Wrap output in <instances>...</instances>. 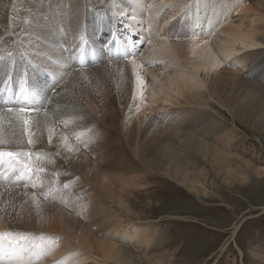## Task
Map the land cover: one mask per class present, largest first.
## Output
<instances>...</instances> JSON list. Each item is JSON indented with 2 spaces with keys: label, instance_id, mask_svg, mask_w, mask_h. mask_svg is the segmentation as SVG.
<instances>
[{
  "label": "rangeland",
  "instance_id": "rangeland-1",
  "mask_svg": "<svg viewBox=\"0 0 264 264\" xmlns=\"http://www.w3.org/2000/svg\"><path fill=\"white\" fill-rule=\"evenodd\" d=\"M246 1L251 9L256 8L255 11L264 13V5L263 9L258 8V0ZM104 2L98 8H104ZM60 3L62 0H42L39 13L34 12L36 9L33 5L25 7L19 2L21 8L18 11L13 12V8L8 11V14L13 12L17 17L13 18L12 24L8 20L3 21L0 27V63L4 62L0 65L5 76H8L7 65L14 53L8 46L13 42L19 46L16 51L21 53H14L15 59H18L13 61L14 64L18 61L21 66H27V69L23 68L26 73L33 66L36 72L41 71L47 79L55 80L57 87L63 91H66L71 80L75 82L82 75L73 61L83 51L80 52L79 44L84 33L82 35L80 32L81 36L78 33L72 35L73 40L76 39L75 44L77 41L79 43L73 48H65L64 52L70 50L68 61L59 59L63 52L60 38L69 36L70 32L64 30L61 35L54 32L55 37L59 36V44L56 43L54 48L42 35L31 34L34 41L40 43L37 45L32 38L27 39V34H22V30H29L32 24L43 29L39 19L42 23L50 19V15L45 14V8L55 7L59 12L62 10L57 9ZM7 7L8 4L5 9ZM5 9H0V12ZM211 11H215V8H211ZM65 12L69 14L68 10ZM59 16L55 17L60 20L57 24H63ZM6 24L8 28L4 26ZM101 40L98 37V41ZM83 48L84 51L88 50V54L93 49L96 61L102 60L100 65L108 63L113 68L123 64L127 66L124 62L127 58H107L105 52L100 53L90 42L85 41ZM239 57V61L228 65L226 71L233 82L246 79L244 75L247 69L244 67L248 59ZM58 60H63L65 65ZM6 80L4 78L1 83H7ZM23 84L18 81L15 91L21 90ZM80 86L77 83L75 98L80 115L62 119L52 127L51 136L44 145V139L33 137L29 145L14 143L12 150H0L30 153V157L22 155L19 158L29 162L32 168L31 173L13 171L6 162L7 157L0 164V187L5 188L4 193L0 194V220L5 223L0 228V264H54L58 257L57 261H61L59 264H64L67 259L70 260L66 264H114L104 258L99 250L100 242H115L117 247L139 256L140 263L134 264H264V125H256L248 118L234 120L227 110L213 105L215 111L211 110L210 113L224 121L225 130L212 143L219 148V152L239 163L227 168L233 173L227 174L225 170L213 167L207 159L192 157L190 170L200 175L199 185L204 189V193L194 194L173 178L150 169L147 165L153 162L151 157L140 161L125 145L121 118L127 113L124 104L119 102L120 96L109 91L108 85L101 84L99 94L90 99ZM124 93L122 99L127 104L131 102V97H128V92ZM237 104L238 101L235 102ZM189 111L187 107L178 109L174 121H186ZM164 125L165 130L161 134V129L156 126L146 128L141 137L143 153L145 148L156 142L157 136H160V142L161 136L170 135L176 144H180L175 132L177 125L172 122ZM54 138L60 139V149L56 145L58 140L55 142ZM16 148L28 150L16 151ZM71 161H75L77 169L69 165ZM185 165L188 168V164ZM233 175L235 180L231 179ZM119 194L124 196L132 212H128L126 203L119 201ZM3 196L6 200H12L10 204ZM87 209L92 210L88 211L89 215L92 213L88 218L83 216ZM74 217L79 222L74 226L76 234L71 232L72 226L65 224L66 220L68 223ZM60 223H63L61 227ZM81 225L93 235L94 241L89 235H84ZM236 226L235 236L233 230ZM59 249H67V253L60 252L58 257H51L53 252L59 253ZM21 254L23 258H18Z\"/></svg>",
  "mask_w": 264,
  "mask_h": 264
},
{
  "label": "bare ground",
  "instance_id": "bare-ground-1",
  "mask_svg": "<svg viewBox=\"0 0 264 264\" xmlns=\"http://www.w3.org/2000/svg\"><path fill=\"white\" fill-rule=\"evenodd\" d=\"M69 1L67 3L62 0L60 6L57 7L58 10L62 9L59 12L55 7L45 8V14L50 15V19L43 23L39 19L43 29L32 24L29 30L24 28L22 34H27V39L30 37L33 41L32 33L37 36L42 35L49 40L48 43L54 48L56 43L59 44V36L55 37L53 33L61 35L64 30L70 32L69 36L64 37L63 35L60 38L63 41L61 44L63 52L59 59L67 61L70 50L67 52L64 50L65 48L69 49L70 46L73 48L79 43L77 41L75 44L76 39L74 38L75 42L73 40V36L77 33L80 36L81 33L82 35L84 33L81 44H79L80 52L84 50L83 43L87 41L94 48H98L101 53L107 49L113 38L114 40L119 38L126 48L132 42L136 52L129 53L128 58L125 59L124 62L127 63V66L117 65L116 68L108 63L100 65L102 60L99 59L93 62L91 56L88 55V50L86 51L87 58H85L86 65L82 66L79 63L80 57L77 55L73 63L84 77L78 76L75 82L71 80L66 86V91H63L57 87L55 80L50 77L47 79L41 71L36 72L32 69L33 66L26 73L23 68L27 69V66H21L18 61L14 64L13 61L18 60L15 59L14 53H20L16 51L19 50V46L15 42L10 44L8 48L14 53L10 63L6 64L9 68L8 76L3 74V66L0 65V140H2L0 150H12L18 144L29 145L28 140L33 141V137L44 139L42 144L44 145L51 136L52 127L57 126L62 119L80 115L81 110L75 103L77 83L81 84L79 88H84L83 92L90 99L99 94L101 84H106L109 91H113V94L121 97L119 102L124 104V110L127 113L124 118H121L125 145L127 144V147L140 161L143 158L146 160L151 157L153 162L147 165L150 169L173 178L194 194L204 193V189L199 185L200 175L190 170L192 157L199 160L207 159L216 169L233 174L227 168L236 166L239 162L219 152V148L214 147L212 143V141H216L220 132L225 130V123L210 112L215 109L213 105L216 104L227 110L234 120L241 121L248 118L256 125H264V13L255 11L256 8L255 10L251 9L246 0H218L217 3L211 0H105L104 8H98L104 0ZM19 2H21V6L25 7L33 5L36 9H33L34 12L40 13L42 0H16L15 3L13 0H0V9H5L8 4V7L0 12V27L3 21L8 20L12 24L13 18L16 19L17 16L13 12L21 8ZM263 5L264 0H258V8H262ZM211 8H215V11H211ZM10 9L13 11L12 14H8ZM64 9L68 10V15ZM58 16L62 19L63 24H57L60 20L55 17ZM19 18L22 19V16L20 15ZM24 23L25 21L22 20V24ZM22 24L20 26L23 27ZM4 26L9 27L7 24ZM78 27L79 32H77ZM98 37L102 40L98 41ZM1 38L2 36H0ZM34 42L40 45L37 40ZM239 56L248 59V61L244 60L247 67H244L247 69L244 75L246 79H237L233 82L232 77L230 78L226 71L228 65L239 61ZM58 62L65 65L63 60H58ZM4 78L7 79V83L3 84L1 81L3 82ZM17 80L24 83L22 89L28 83L32 103L27 106L21 95L17 104L11 108L26 107L31 109L26 116L29 120L31 135L28 134L29 130L25 129L22 121L17 119V115L24 116L25 114L9 112L10 107L5 105L6 92L14 91L17 88ZM22 89L18 92L16 90V95L22 94ZM124 91L130 94L126 93L129 95L128 97H131V102L127 104L122 96L125 94ZM236 101H238L237 105H235ZM183 107L190 108L191 111H189L186 121L176 123L174 121L175 112ZM196 110L198 112H195ZM171 122L177 125L178 131L175 132L180 138V144H176L170 135L161 136L160 142V136H157L156 142L154 143L153 140L154 144L145 148L144 154L141 137L147 130L146 128L156 126L161 129L160 132L158 131L161 134L165 130V125H162ZM170 134L172 135V133ZM54 140L55 142L58 140L56 145L59 148L60 139L54 138ZM26 149L16 148V151ZM65 162L67 163L66 160ZM185 164H188V168ZM69 165L75 166L77 169L75 161H71ZM98 177L100 176L98 175ZM231 179L235 180V175ZM95 182L97 183V180ZM4 189L0 187V194L4 193ZM119 196L117 197L119 201L126 203L128 212H132L129 203L123 198L124 196L120 194ZM3 198L7 204L12 201L6 200L5 196ZM86 207L88 208V206ZM88 211L92 212L87 209L85 214L83 213V216H87L86 218L92 215V213L89 215ZM75 220L76 218L73 221L69 220L68 223L67 220L65 222L72 226L71 232L74 234H76L73 231L74 226L79 224L77 220V223L74 222ZM63 223H60L59 226ZM4 224V221L0 220V228L4 227ZM237 229L236 226L233 234ZM83 231L84 235H89L93 240L91 233L84 228ZM71 242L73 241L71 240ZM114 243L100 242L101 245L98 244L105 259H109L114 264L140 263L139 256H134ZM66 250L59 249V253L55 251L51 257H58L60 252L65 254ZM10 256L12 257V254ZM23 256L22 254L18 255V258H23ZM55 257L54 259H56ZM57 260L54 264L61 262ZM69 260L67 259V261ZM17 263L24 264L23 262Z\"/></svg>",
  "mask_w": 264,
  "mask_h": 264
},
{
  "label": "snow or ice",
  "instance_id": "snow-or-ice-1",
  "mask_svg": "<svg viewBox=\"0 0 264 264\" xmlns=\"http://www.w3.org/2000/svg\"><path fill=\"white\" fill-rule=\"evenodd\" d=\"M22 100L23 101H27L28 100V95L26 93L22 92ZM9 112H17V113H24V116H20L17 115V119L21 120L25 129L29 130V135H31L30 133V124H29V120L26 118L27 113H29L31 111V109L26 108V107H20L18 109H12L9 108L8 109ZM0 142H2V140H0ZM28 143H32L31 139L28 140ZM28 156L30 157V153H15V152H0V164L4 163L5 160L4 158L7 157V164L8 166L13 170V171H17L19 170L20 172H28L31 173L32 172V168L29 164V162L21 160L19 157L20 156Z\"/></svg>",
  "mask_w": 264,
  "mask_h": 264
}]
</instances>
